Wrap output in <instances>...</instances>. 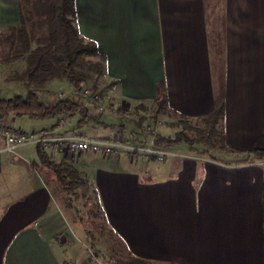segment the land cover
<instances>
[{
    "label": "crops",
    "instance_id": "obj_1",
    "mask_svg": "<svg viewBox=\"0 0 264 264\" xmlns=\"http://www.w3.org/2000/svg\"><path fill=\"white\" fill-rule=\"evenodd\" d=\"M223 1L216 14L212 0H76L81 34L105 56L104 102L116 110L96 128L74 115L77 127L70 116L62 126L68 117L30 119L31 131L130 133L135 129L119 110L154 103L160 84L171 116L197 120L214 109L224 80L228 146L264 149V0ZM218 21L225 35L220 78L211 41ZM20 24L21 1L0 0V29ZM39 147L8 152L0 138V264H82L80 228L59 202L55 173L41 162ZM195 148L176 145L170 149L177 155L160 161L44 151L79 170L99 194L108 227L135 256L166 264H264V162L193 155Z\"/></svg>",
    "mask_w": 264,
    "mask_h": 264
},
{
    "label": "trees",
    "instance_id": "obj_2",
    "mask_svg": "<svg viewBox=\"0 0 264 264\" xmlns=\"http://www.w3.org/2000/svg\"><path fill=\"white\" fill-rule=\"evenodd\" d=\"M21 24L6 28L7 32L0 36V44L7 45L4 53L0 52V65H10L19 61L25 62V69L8 78L10 82L23 83L28 89L25 95L6 97L0 100V121L11 116L29 118L32 120H46L61 117L82 115L80 125L93 119L88 108L75 98H66L53 105H47L41 99V92L53 81H69L80 90L90 79V73L97 74L93 86L99 91V80L105 72V56L101 53L95 41L85 38L77 26L76 0H20ZM46 29L41 37L38 30ZM1 30V29H0ZM168 96L165 84L158 86V97L155 100L157 115L167 111ZM226 118V84L224 80L218 87L215 107L206 116L197 119L199 123L180 116L171 126L180 129L174 138L160 135L157 140L159 147L172 148L186 143L190 146L203 144L211 150L229 151L245 156L244 163L264 162V149L244 152L227 145L224 131ZM41 162L50 168L56 176L60 193L67 198L68 206L74 209L73 195L87 189L94 194V199L87 200V206L97 209V222L91 219V227L100 231H110L113 246L110 250L109 264H166L135 256L123 240L110 229L107 224L99 194L90 190L78 169L69 166L66 161L56 163L49 155L38 148ZM151 160L157 161L156 156ZM124 251L127 254H124Z\"/></svg>",
    "mask_w": 264,
    "mask_h": 264
},
{
    "label": "rangeland",
    "instance_id": "obj_3",
    "mask_svg": "<svg viewBox=\"0 0 264 264\" xmlns=\"http://www.w3.org/2000/svg\"><path fill=\"white\" fill-rule=\"evenodd\" d=\"M211 1V0H210ZM223 0H212V12L214 11L216 14H221L224 8V5L222 4ZM215 25L216 31L213 32V37L211 38V41L213 43V46L216 47V55L217 56V62H216V72L218 77H221V74L224 72V51L225 46L223 41L221 39L224 38V24L221 21H218ZM218 26V28H217ZM37 36L41 37L42 34H45L46 29L38 30ZM5 32H7L6 29L0 30V36L4 35ZM217 34V35H216ZM222 37V38H221ZM5 50H7V45H1L0 44V52L4 53ZM223 56V57H222ZM223 60V61H222ZM25 69V62L19 61L17 63H12L10 65H0V100L6 97L16 96V95H25L28 92V89L23 83L19 82H10L8 78L13 76L17 72H21ZM97 80V74L95 72L90 73V79L83 84L82 88L80 90L75 89L69 81H61V82H53L51 84H48L41 92V99L43 102L47 105H53L57 103L58 101L66 98H75L81 101L82 104H84L93 119L89 120V122L96 128V125H99V120H102L103 113H98V107L96 105L91 104L85 97H84V91L87 88H93L94 84ZM100 85V83H99ZM104 89H102L100 85L99 92L102 94V97L104 98ZM130 111V115H126V111ZM122 116V118L129 123H132L133 129L135 131H132L130 133H123L120 131V133L115 134L114 136H104L100 138H109V139H120L121 141L130 140L131 144L134 145H140L146 143L147 140L150 139V135H148V129L151 128L153 132H156L158 136L162 135L167 138H174L177 134V132L180 129L173 128L171 124L173 122H176L179 120L180 117L178 116H171V113L168 111H165L159 115L155 113V102L154 103H145L138 107H131V108H123L119 110V112ZM105 114V113H104ZM100 115V117H99ZM75 116L78 118H82V115L80 113H77ZM73 116H70L72 118ZM69 117L66 119H70ZM73 123L75 127L78 125L77 118L73 117ZM23 119H20L16 116H11L7 120L1 122L0 121V128H14L15 126H23L22 129H25L26 132H31L32 130V123H29V118H26L24 120L28 121H21ZM194 122H197L198 120H193ZM25 122V123H23ZM199 123V122H197ZM9 125V126H8ZM34 129V128H33ZM225 131V130H224ZM94 134V133H90ZM121 134V135H120ZM122 136V137H121ZM141 136V139L139 138ZM132 139V140H131ZM143 142V143H142ZM186 145L187 148L190 150V146L186 143H183V145ZM228 145V144H227ZM194 147H196L193 150V155H201V156H210V157H216L219 159H227L228 157L232 156L234 153H231L229 151H216L211 150L208 147H206L203 144H197ZM121 154L130 155L134 158H141L144 160L151 161V156L144 155L140 153H128L125 151L119 152ZM191 153V152H190ZM157 161H160L158 159ZM87 189H83L80 191V194L78 196L73 195V204L74 209L71 210L68 206L67 198L65 195L61 194L58 189L56 193L59 202L62 204V206L68 210L70 214V218L72 220V223L75 227L80 228V231H77V228L75 230L78 232V236L80 237V247L83 249L84 257L82 260L85 262L84 264H109V256L111 255V248L113 246V237L110 233V231L103 232L100 231L98 228L91 227V219H95L97 222L101 220L100 217L97 216V209L96 207L92 206L90 210V206H87V200L89 198L94 199L93 192L87 193ZM124 254H127L124 251ZM94 256H97L95 259ZM66 264H74V263H66Z\"/></svg>",
    "mask_w": 264,
    "mask_h": 264
},
{
    "label": "built area",
    "instance_id": "obj_4",
    "mask_svg": "<svg viewBox=\"0 0 264 264\" xmlns=\"http://www.w3.org/2000/svg\"><path fill=\"white\" fill-rule=\"evenodd\" d=\"M84 97L93 105L98 107L100 113L113 112L116 107L108 105L104 102L102 94L93 88H87L84 91ZM126 115H130V111H126ZM68 119L63 118L60 121L61 126L66 125ZM150 139L140 145L124 144L120 139L100 138L85 135L82 133H60L56 129H42L31 132L13 128H0V138L6 143L5 150L8 152H16L21 146L36 144L43 150H55L58 152L76 154L81 152H94L109 155L118 152L140 153L144 155L156 156L163 160L170 156L177 155L170 148L159 147L157 140L159 138L156 132L148 129ZM97 256H94L95 259Z\"/></svg>",
    "mask_w": 264,
    "mask_h": 264
}]
</instances>
